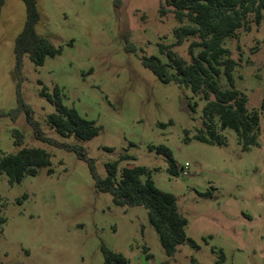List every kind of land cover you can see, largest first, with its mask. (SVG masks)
<instances>
[{
	"label": "rangeland",
	"instance_id": "1",
	"mask_svg": "<svg viewBox=\"0 0 264 264\" xmlns=\"http://www.w3.org/2000/svg\"><path fill=\"white\" fill-rule=\"evenodd\" d=\"M36 32L62 54L36 67L26 55L17 71L16 40L27 19L22 0H5L0 13V155L22 147L51 155L52 174L41 169L11 186L0 176V264H104L103 246L130 264H264V19L224 46L237 61L236 88L249 109L260 111L259 145L244 152L237 134L220 131L224 145L195 139L204 130L206 102L175 83L165 84L144 67L146 57L161 55L160 44L175 43L180 26L173 14L162 16L165 0H37ZM187 40L173 50L191 61ZM222 87L228 88L225 79ZM20 85V88H19ZM59 88L63 102L100 128L83 142L64 138L49 125L55 107L41 95ZM187 102L190 113L182 111ZM31 108L45 136L83 147L105 178L106 164L129 154L126 167L151 169L152 180L173 194L189 221L186 243L169 259L144 207H118L110 194L95 188L89 164L69 152L38 141L22 111ZM168 125L162 128L161 125ZM191 138L184 141L185 133ZM166 146L176 175L150 146ZM105 148L113 149L108 152ZM189 164V175L182 167ZM145 248L152 255L147 258Z\"/></svg>",
	"mask_w": 264,
	"mask_h": 264
},
{
	"label": "trees",
	"instance_id": "2",
	"mask_svg": "<svg viewBox=\"0 0 264 264\" xmlns=\"http://www.w3.org/2000/svg\"><path fill=\"white\" fill-rule=\"evenodd\" d=\"M26 5L27 19L22 33L16 40L15 53L17 71L21 74L24 56H28L36 67H41L49 58L62 54V48L56 47L47 37L36 32L40 21L37 0H22ZM120 6L121 0H115ZM5 0H0V13ZM173 14L179 22L174 30L175 43L170 46L160 44L161 55L166 62L157 56L143 60L145 68L150 69L165 84L175 83L179 87L190 90L195 96L206 102L204 107V130L195 139L208 145L223 146L220 131L233 130L239 139L244 152L259 145L261 116L258 109L248 108L247 95L236 88L234 72L237 61L232 58L231 51L224 46L225 41L239 38L241 31L249 32L251 23L260 25L264 19V0H165L160 14ZM194 39L189 47L191 61L185 60L173 50L182 46L187 40ZM225 79L229 87H222ZM20 88V85H19ZM41 95L54 107L55 113L49 117L50 127L64 138L87 142L97 137L100 128L95 122L83 118L75 108L67 107L59 88L50 94L43 87ZM264 108V103L262 105ZM24 111L28 124L38 141L51 146L76 152L80 160L89 164L95 188L100 193L110 194L118 207H144L148 211L150 224L158 233L161 245L169 259L178 248L186 243L194 244L186 234L189 221L180 211L177 199L173 194L158 189L152 180V170L146 167H126L120 171V162L135 160L124 154L119 161L106 164L107 175L100 177L94 161L89 158L83 147L68 146L57 143L45 136L40 124L34 117L31 108L23 103L14 118ZM168 125L162 124L165 128ZM16 154L0 155V176L5 174L9 184H21L28 176H36L41 169H49L52 174L51 155L41 148L22 147L23 136L15 132ZM186 143L191 141L185 133ZM150 151L165 158L169 172L176 175V163L172 151L162 146H150ZM112 152L113 149L105 148ZM104 264H130L121 254L114 253L103 246ZM147 258L152 255L145 248ZM225 255L221 254L217 264H223ZM162 264H170L167 260Z\"/></svg>",
	"mask_w": 264,
	"mask_h": 264
},
{
	"label": "water",
	"instance_id": "3",
	"mask_svg": "<svg viewBox=\"0 0 264 264\" xmlns=\"http://www.w3.org/2000/svg\"><path fill=\"white\" fill-rule=\"evenodd\" d=\"M187 104H188L187 102H184L183 107H182V111L189 114L190 109H189V106Z\"/></svg>",
	"mask_w": 264,
	"mask_h": 264
},
{
	"label": "built area",
	"instance_id": "4",
	"mask_svg": "<svg viewBox=\"0 0 264 264\" xmlns=\"http://www.w3.org/2000/svg\"><path fill=\"white\" fill-rule=\"evenodd\" d=\"M188 169H189V164H186L185 167H182L181 169L182 173L186 176L189 175Z\"/></svg>",
	"mask_w": 264,
	"mask_h": 264
}]
</instances>
